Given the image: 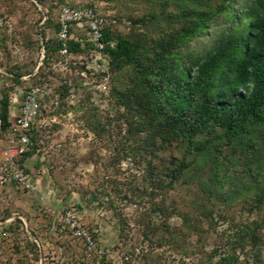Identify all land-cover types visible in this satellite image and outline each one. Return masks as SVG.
Returning <instances> with one entry per match:
<instances>
[{
	"label": "rangeland",
	"instance_id": "1",
	"mask_svg": "<svg viewBox=\"0 0 264 264\" xmlns=\"http://www.w3.org/2000/svg\"><path fill=\"white\" fill-rule=\"evenodd\" d=\"M72 1L97 5L114 34L149 47L198 29L209 15L204 30L181 45L188 59L211 49L227 21L226 0ZM152 14L147 24L133 21ZM54 21L45 0H0V100L10 99L12 125L24 91L49 74L43 80L53 91L42 102L30 149L39 151L41 174L63 199L30 214L22 203L28 193L17 188V201L1 189L0 264H264V123H250L239 139H215L206 155L189 159L179 181L166 185L185 143L160 144L140 130L120 95L135 78L133 66L107 74L91 53L47 58L45 42L53 47L58 37ZM8 134L0 126V163ZM72 207L97 239L96 257L54 228L58 214Z\"/></svg>",
	"mask_w": 264,
	"mask_h": 264
},
{
	"label": "trees",
	"instance_id": "2",
	"mask_svg": "<svg viewBox=\"0 0 264 264\" xmlns=\"http://www.w3.org/2000/svg\"><path fill=\"white\" fill-rule=\"evenodd\" d=\"M55 14V28L59 32L60 5L45 0ZM226 0L225 27L216 36L214 45L205 53L188 59L181 54V45L207 26L209 15L198 23V29L190 28L184 35L153 41L152 45H139L127 36L104 30L108 41L107 52L110 68L122 70L133 66L135 78L126 91H121L123 102L137 117L140 130H149L160 144L183 141L185 149L181 157L174 156L166 185L172 186L190 169L194 161L206 155L215 139L232 141L249 132L250 123H264V0ZM95 7L103 14L97 5ZM46 12L49 9L46 8ZM104 15V14H103ZM156 14L133 19L147 24ZM114 24L116 20H111ZM69 55L90 53L91 46L69 39ZM141 44V43H140ZM45 42L46 57L62 54L59 35L53 47ZM48 60V59H47ZM41 80L27 89L51 83ZM19 75L15 77L18 79ZM134 98V100H133ZM130 102L134 104L130 105ZM8 96L0 100V126H11ZM221 130V134L212 135ZM153 132V133H152ZM210 136V137H209ZM33 135V140H34ZM207 137V138H206ZM179 143V142H177ZM33 154L30 149L22 157Z\"/></svg>",
	"mask_w": 264,
	"mask_h": 264
},
{
	"label": "built area",
	"instance_id": "3",
	"mask_svg": "<svg viewBox=\"0 0 264 264\" xmlns=\"http://www.w3.org/2000/svg\"><path fill=\"white\" fill-rule=\"evenodd\" d=\"M48 1L61 7L58 35L62 41V53L69 55L67 41L69 39L79 41L83 46L88 43L91 46L90 53L93 56L94 64L102 67L108 74L111 58L107 52L109 42L104 39V30L109 24L107 17L95 7L76 4L72 0ZM52 91V86L47 83L33 86L24 91L22 101L15 114V121L9 128L5 155L0 163V191L12 182L26 193H33L37 189L31 173L28 172L21 159L33 144L36 126L43 122L41 118L42 102L51 96ZM47 211L53 215L57 214L55 209L48 208ZM58 216L59 225H54V228L61 233H70L72 237L83 243L86 256L96 257L99 254L97 239L81 220L79 211L74 207L67 208ZM125 264L133 263L128 260Z\"/></svg>",
	"mask_w": 264,
	"mask_h": 264
},
{
	"label": "crops",
	"instance_id": "4",
	"mask_svg": "<svg viewBox=\"0 0 264 264\" xmlns=\"http://www.w3.org/2000/svg\"><path fill=\"white\" fill-rule=\"evenodd\" d=\"M41 156L38 152H33V154L24 160V165L27 168L28 172L31 173L34 183L36 184L37 189L33 193H28L27 196L23 195V201L26 199V209L32 213V211H36L40 213L41 206L46 203L54 204L55 206L59 205L57 202H61L63 199L60 194H57L53 189V182L49 176L41 174L40 169L43 168L41 164ZM7 193L10 197H14L15 200L19 201V195L17 194V185L12 182L6 186ZM18 195V196H17ZM60 197V198H59ZM25 198V199H24ZM39 215V214H38ZM50 230H53L51 228ZM29 238H33L31 236V231L28 230ZM36 240V239H34Z\"/></svg>",
	"mask_w": 264,
	"mask_h": 264
}]
</instances>
